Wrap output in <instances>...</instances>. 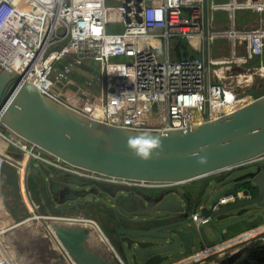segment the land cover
Segmentation results:
<instances>
[{
  "label": "water",
  "instance_id": "1",
  "mask_svg": "<svg viewBox=\"0 0 264 264\" xmlns=\"http://www.w3.org/2000/svg\"><path fill=\"white\" fill-rule=\"evenodd\" d=\"M0 120L75 165L118 179L160 183L132 193L128 188L120 192L116 183H102L100 189L109 197H101L98 203L106 214L114 215L103 237L77 220L42 217L53 229L45 227L56 237L58 252L67 264H163L184 258L197 247L221 244L237 224L264 219V157H260L264 154V93L205 123L132 129L92 117L48 95L0 60ZM140 137L160 141L147 160L138 158L127 146L129 138ZM0 156L19 164L2 152ZM32 160L30 156L25 168L29 200L35 203L28 185L32 172L41 199L54 195L62 212L72 207L64 202L76 200L74 197L58 200L61 188L68 187L60 175L65 172L44 164L32 167ZM220 171L227 172L218 179L193 184ZM214 180L218 187L210 188ZM220 188L224 190L215 194ZM229 193L236 194V199L221 203ZM194 211L211 216L216 238H210L204 225L196 224L191 216Z\"/></svg>",
  "mask_w": 264,
  "mask_h": 264
},
{
  "label": "built area",
  "instance_id": "2",
  "mask_svg": "<svg viewBox=\"0 0 264 264\" xmlns=\"http://www.w3.org/2000/svg\"><path fill=\"white\" fill-rule=\"evenodd\" d=\"M117 1L118 4H110L109 0H0L2 64L19 71L48 95L65 101L63 94L60 96L54 86L65 87L74 83L75 74L83 68L86 59L99 61L105 68V76L101 80V100L86 99L82 107L75 108L100 120L132 129L185 128L189 124L224 117L254 100L255 95L242 89L252 86L253 81H241V71L231 73L228 81L227 76L218 74L212 68L215 80L210 81L202 58L172 56L171 40L175 37L204 39L209 48V43L216 38H229L230 55L220 60L210 58L212 64L233 69L260 57V65H263L264 0ZM115 8L122 13L123 29L118 32L109 30L110 15ZM242 9L256 10L260 17L238 26L236 11ZM218 10L229 13V28H217L215 12ZM147 39H151L150 42ZM154 39L165 41L163 58L152 46ZM240 45L245 52H240ZM118 56L127 59L112 62ZM259 66L253 68V73L264 76L256 70ZM110 67L118 68V71L112 75ZM75 96L73 93L70 98ZM156 109L159 124L148 118V114L156 115ZM11 132L14 131L7 134L0 128V139L17 146L22 156L15 155L17 165L1 157L0 171L3 162L16 167L19 191L25 200L29 199L26 198L25 168L30 156L66 171H74V167H78L15 132L18 137H14ZM3 151L13 158L5 149ZM123 180L143 187L160 185L159 182ZM236 196L234 193L226 194L220 202L227 203L235 200ZM26 203L28 207L25 204V209L30 216L19 220L21 222L40 216L60 217L77 220L91 231L102 232L92 217L83 214H42L36 201H30L35 207L28 200ZM191 216L198 226L211 221V216L200 211H194ZM257 239L264 241V222L221 244L195 250L173 264H220L219 258L209 259L210 256L222 250L223 258L232 245ZM0 255L4 257L0 264H13L1 239Z\"/></svg>",
  "mask_w": 264,
  "mask_h": 264
},
{
  "label": "rangeland",
  "instance_id": "3",
  "mask_svg": "<svg viewBox=\"0 0 264 264\" xmlns=\"http://www.w3.org/2000/svg\"><path fill=\"white\" fill-rule=\"evenodd\" d=\"M109 3L110 4H118V1L117 0H109ZM252 14L253 15L257 14V11L253 10V9H244V10H237L236 11L237 20H238L239 23L244 21V19L249 18L250 16H252ZM216 17H217L218 20H221V21H227L228 20L227 12L223 11V10L217 11L216 12ZM110 18H111L112 21H111V23L109 25V30L112 31V32L122 31V29H123L122 13L118 10V8H115L111 12ZM228 24L231 25V19H230ZM225 25L226 24H224V26ZM150 40L151 39H147L148 42H150ZM173 41H175V43ZM172 42H173V46H175V50H176L177 45L179 44V49L181 50V52L183 50V45L187 46L190 49V51H195L194 52L195 54L203 55L204 52H205L206 41L204 39H203L201 44L198 43V42H195L191 38H182V37H175V38H173ZM227 46L228 45H227V41H225V38H219L217 41H215V43H213V47H212L213 48V56L214 57L229 56L230 55V48L227 47ZM158 50H159L158 51L159 52V56L161 58H163L165 49L162 46V47H159ZM126 59L127 58L125 56H118V57H114L112 59V62L122 61V60H126ZM255 62L257 64H259V62L257 60L253 61L252 63H255ZM252 63H247V65L248 64H252ZM218 65L219 64H213L212 67H216ZM110 68H111L110 71H111L112 75L115 74L118 71V68H114V67H110ZM83 69H84L85 73L87 72L86 75H85V77L87 76V79L83 77L84 80L83 81L80 80V81H82L84 84L89 85L88 87L93 90V93L92 92H88L86 97H89V98H91L92 100H95V101L96 100L100 101L101 100L100 84H101L102 77L105 76V68L102 67L101 62H99V61H96L94 59H86L85 63L83 64ZM90 71H91V76L92 77H88V73H90ZM249 72H253V69H250ZM90 81H92V82H90ZM252 81H253L252 86H249V87L247 86L246 88L243 87L242 89L245 90V91H251L255 87L256 90L259 92V94H263L264 93V76H261V75H259L257 73H255V74L253 73ZM54 88H55V90H57V92H58V94H60V96L62 94H63V98H65V96H66L65 100H67L69 103L74 104V103L79 102L81 104V106H83V103H84L83 102V98H81V97H77V98L67 97L68 94H70L73 91V90H69L67 86L66 87H60V86L55 85ZM157 111L158 110L156 109V115L155 116H152V115L148 114L149 120L151 122H154L155 124H159L158 119H157V115H158ZM0 128L4 132H6L7 134H10L11 130H9V128L7 126H5L4 124H0ZM11 134H13L14 137H16V138L18 137L16 134H14V132H11ZM1 147L3 149H5L7 151V153H10L13 158H17L15 156L17 154H19V156L20 155L22 156L21 150L18 149L17 146H15L13 143H10V142L5 143L2 139H0V148ZM1 151L4 152L3 150H1ZM12 151L17 152V153H14ZM1 162H2V158H1ZM42 163H43V161H41L39 158L34 157L33 160H32V167H40ZM7 164H9V163L8 162H4V167H5L6 173H8V171H9L6 168ZM46 166L47 167L48 166L49 167L50 166L54 167L53 165H50V164H46ZM224 173H226V171H221L219 173H216L215 175H220V174H224ZM216 183H219V182L217 180H214L209 185V187L210 188L218 187ZM28 185H29L32 197L37 202L40 203L41 196H40L39 187H38L39 186V182L37 181V178L35 177V175L32 172H31V174L28 177ZM223 190H224L223 188H220V189H218L216 191L215 194H219ZM14 192H15V194L18 195L19 199H16V200L14 199L13 203H9L8 202L10 204L11 208L17 209L19 207H23V209H25L26 208L25 204L27 205L26 200H25V196L19 191L18 187H17V191H16V188H15ZM2 193H3V196L6 197L5 191H2ZM0 195H1V193H0ZM7 198H8V196H7ZM27 207H28V205H27ZM86 210H87L86 215H88L89 217H92L95 220H97L98 222H100V224H102L103 228H105V230H107V224H108L109 219H107L106 217H105V219H102L101 218L102 216H100V213L97 211V209L96 208H92V206L86 207ZM11 212L16 214L15 216H14V214H12L14 216V219H19V217H21V216H19L17 214L18 210H14L13 211V209H11ZM40 212L45 214L46 211L44 209V205L41 206V211ZM27 215L30 216V214H28V211L26 210L25 217ZM41 218H42V216L38 217L37 220L39 219V221H41L40 220ZM0 219H1V217H0ZM30 221H33V220H30ZM261 222L262 221L259 220L256 223H261ZM12 224H13V222H12ZM203 225L205 226L210 238H212V239L216 238V235H215V233H214V231L212 230V227H211L212 226V221H210L208 223H205ZM4 227L5 226L0 227V230H2ZM16 228L17 227H12V225H9V226L6 227L5 233H8L9 231H12V230H14ZM5 233H3V234H5ZM92 233H95V231H92ZM51 240H50V242L52 244V248L48 251V255H47L46 261L49 262L50 264H54V263H52L51 260H53V258L56 256V253H58V247H57V244L54 241H51ZM247 242H249V241H242V242H239V243H236V244L232 245L227 250L229 253L228 252L227 253L228 254H232V253H230L231 251H233L234 249H237L242 244L247 243ZM36 247H37L36 249L38 250V249L42 248V245L41 244H37ZM197 248H199V247H197ZM35 251L36 250H34V254L33 255H35L36 253L39 254L38 251H36V252ZM228 254H226V255H228ZM226 255H224V257ZM61 256L65 259V257L63 255H61ZM212 256H214V255H212ZM212 256H210V257H212ZM42 257H44V255H42ZM3 258H4L3 255H0V260H2ZM64 259H61V260H64ZM35 260L38 261L37 258ZM178 260H180V259H178ZM59 264H61V263H59Z\"/></svg>",
  "mask_w": 264,
  "mask_h": 264
},
{
  "label": "crops",
  "instance_id": "4",
  "mask_svg": "<svg viewBox=\"0 0 264 264\" xmlns=\"http://www.w3.org/2000/svg\"><path fill=\"white\" fill-rule=\"evenodd\" d=\"M242 10H244V9H242ZM219 11V10H218ZM223 11H225V10H223ZM217 12V11H216ZM216 12H215V21H216V26H217V28H220V29H225V28H229L231 25H229L228 23H229V21H230V17H229V13L227 12V18H228V20L227 21H221V20H218L217 19V17H216ZM260 17V13L257 11V14H252V16H250L249 18H246V19H244V21H242V22H238V20H237V18H236V25H238V26H244L245 24H249L251 21H253V20H256V19H258ZM224 24H226L225 26H224ZM219 38H225V37H218V38H216L214 41H212L211 42V44L209 43V48H207V46H208V43H207V41H206V47H205V52H204V54L203 55H201V54H195L194 52L195 51H189L190 49L187 47V46H184L183 45V50H182V53H183V55L181 56L180 54H179V52H178V50L179 51H181L180 49H179V44L177 45V47H176V50H175V46H173V42L175 43V41H173L172 42V40H171V53H172V56L174 57V58H183V57H186V56H198V57H200V58H202L203 60H204V62H205V65H206V71H207V73L208 74H210V76H209V79H210V81H214L215 80V77L213 76V74H212V68H214L215 70H216V72L218 73V74H220L219 72H218V69L219 68H221V67H223L224 69H223V75H225V76H227V80L229 81L230 80V77H229V75L231 74V73H236V72H238V71H241V73H248L249 71H250V69H253L255 66H259L261 63V59H260V57H254L253 59H251L250 60V62H248V63H252L253 61H258L259 62V64H257L256 62L255 63H252V64H245L244 66H242V67H239V66H234V68L233 69H228V68H225V66H216V67H212V62L210 61V58H213V59H215V60H220V59H224V58H226V57H228V56H223V57H214L213 56V43H215V41H217ZM192 39V38H191ZM195 42H198V43H202V41H203V39H193ZM225 41H227V47H229L230 48V46H231V40L229 39V38H225ZM151 43H152V46L153 47H156V49H157V51H159L158 49H159V47H162L163 46V48H164V46L165 45H163V43L165 44V41L164 40H162V41H160L159 39H154L153 41H151ZM187 50V51H186ZM239 50H240V52L241 53H243V52H245V49H244V47L243 46H239ZM250 68V69H249ZM248 70V71H247ZM84 73V74H83ZM87 73V72H86ZM86 73H85V71H84V69L82 68L78 73H76L75 74V81H74V83H71V84H69L67 87H68V89L69 90H73L70 94H68V96L67 97H70L73 93L74 94H76V96L74 97V98H77V97H81V98H83V102H84V100H86V99H90L91 101H95V100H92L91 98H89V97H86L87 96V93L88 92H92L93 93V90L91 89V88H89L88 86L89 85H87V84H84L82 81L84 80V78H86L87 79V76L85 77V75H86ZM84 77V78H83ZM88 77H92L91 76V71H90V73H88ZM93 79V78H92ZM80 80H82V81H80ZM66 87V86H65ZM75 89V90H74ZM101 84H100V91H101ZM78 92V93H77ZM79 94V95H78ZM65 98H66V96H65ZM64 98V99H65ZM67 103H69L67 100H65ZM70 105H72V106H74V107H82L81 106V104L79 103V102H77V103H74V104H71V103H69ZM0 150H4L2 147L0 148ZM12 152H14V151H12ZM14 153H17V152H14ZM18 155V154H17ZM0 164H1V160H0ZM9 165H11V164H9ZM13 166V165H12ZM15 167V166H14ZM6 168H7V170H9L8 171V173H6V170H5V167H4V162L2 163V166H1V171H0V193H1V195H0V202H2L3 203V206H4V208L2 207L1 209H3V210H0V217H1V219H4L5 220V227L2 229V231H1V233H0V236L1 237H4V240L6 239V240H9V241H7V242H9L10 243V245H12V247H14V249L16 250V251H20V252H22L21 254L22 255H25V256H27V259H28V255L30 254V251L31 250H33V254H34V250H36V251H38L39 252V254H35V255H32L31 257L32 258H30L29 260H27L28 262L31 260V259H34V261L35 262H31V264H44L42 261H38V262H36V258H39V257H42V254L43 255H46L47 254V252H48V249H50V247H51V244H50V242H49V240L52 238V236H50L49 234H47V236H46V230H44V231H42L41 233H38V232H33L32 230H29L28 228H27V223H29L30 222V218L29 219H27L28 221L26 222V225H22V223H20V224H18L16 227V229H14V230H12V231H9L8 233H5V230H6V227L7 226H9V225H12V222L14 223V222H16L15 221V219H14V216L16 215V214H14L13 212H11V209H13V211L14 210H18V212H17V214L19 215V216H21V217H19V220H21V219H23L24 217H25V215H24V213H25V209H23V207H19V208H17V209H14V208H11V206H10V204L9 203H13L14 202V199L16 200V199H19V197H18V195L17 194H15V192H14V190H15V188H16V191H17V187L19 188V184H18V175H17V172H12V170H10L9 168H8V166H6ZM221 172V171H220ZM227 172V171H226ZM216 173H219V172H216ZM216 173H213V174H211V175H207V176H205V177H202V178H198V179H196L194 182H193V184H195V185H199L200 183H205V182H207V181H209V180H212V179H218V178H220V177H222V176H224V174H220V175H215ZM8 189V190H7ZM10 190V191H9ZM2 191H5V193H6V197H4L3 196V193H2ZM12 191V192H11ZM32 195V194H31ZM7 196H8V198H7ZM6 200H5V199ZM26 198H28V195H27V197ZM2 200V201H1ZM21 200V199H20ZM26 200H28V203L30 204V201H29V199H26ZM35 200V199H34ZM36 201V200H35ZM9 202V203H8ZM20 202V201H19ZM37 202V201H36ZM18 203V202H17ZM38 203V202H37ZM8 205V206H7ZM14 205V204H13ZM97 211L100 213V216H102L101 218L102 219H105V213H104V211L103 210H99V209H97ZM12 214H14V216L12 215ZM43 214V213H42ZM80 214H83V213H80ZM102 214V215H101ZM66 215H70V214H66ZM84 215V214H83ZM12 217V218H11ZM104 217V218H103ZM13 219V220H12ZM26 221V220H25ZM24 221V222H25ZM97 221V220H96ZM97 223L100 225V227H101V229H102V232L101 231H96V232H98V233H101L100 235L103 237L105 234H103V231L104 232H106V230H105V228H103V226H102V224H100V222H98L97 221ZM94 230H96V229H92V231H94ZM91 231V232H92ZM3 233H5V234H3ZM237 235V234H236ZM235 235V236H236ZM235 236H232V237H228V239H230V238H233V237H235ZM40 238L41 239V241H43V243H46V245H43L42 243H40V242H37L36 241V239L35 238ZM46 238H48V241L46 240ZM37 244H41L42 245V248L41 249H36L37 247H36V245ZM201 248H203V246H200L199 248H197L196 250H198V249H201ZM114 250V249H113ZM35 251V252H36ZM42 251V252H41ZM116 252V251H115ZM218 252H219V254H215L214 256L215 257H217V258H219V260H220V264H221V259H222V254H221V252H223L222 250H218ZM228 252V251H227ZM22 255H20V256H22ZM34 256V257H33ZM117 256H119L118 254H117ZM214 256H212V257H214ZM119 257H121V256H119ZM212 257H210L209 259H211ZM184 258H186V257H184ZM184 258H181L180 260H183ZM54 259V263H56L57 261L59 262L61 259H64L62 256H61V254L58 252V253H56V256L53 258ZM122 261H123V259L122 258H120ZM65 260V259H64ZM180 260H172V261H167V262H164L163 264H173V263H175V262H177V261H180ZM26 261V260H25ZM26 261V262H27ZM67 261V260H66ZM68 263V262H67ZM125 263V262H124ZM57 264V263H56ZM187 264H192V263H187Z\"/></svg>",
  "mask_w": 264,
  "mask_h": 264
},
{
  "label": "flooded vegetation",
  "instance_id": "5",
  "mask_svg": "<svg viewBox=\"0 0 264 264\" xmlns=\"http://www.w3.org/2000/svg\"><path fill=\"white\" fill-rule=\"evenodd\" d=\"M260 157L263 158L264 155H262ZM42 164H44V163H42ZM44 165H46V164H44ZM50 168L57 169L58 172L59 171L65 172V173L60 172V175L65 182L68 181L65 184L68 187L64 188V186H63L61 188V195L58 198V200L60 201V199L67 198V197H74L76 200L65 201L64 204L72 205V207H70V208L65 207L64 208L65 211L62 212L61 210L57 209L61 203L54 200V195H53V197H48L45 195L44 197H42L40 203L38 202L39 203V211H41V206L44 205V209L46 211L45 214L78 215L80 213H83L84 215H86V213H87L86 207H88V206H92V208H96V209L100 210L101 207L98 203V200H100L101 197L104 196V194L102 193V191L100 189V186L102 185V183H105V182L106 183H114V184L116 183V184L120 185V192L125 191V188H128L131 193L136 192V191L148 190L147 187L145 188L139 184L126 183L123 179H118V178H115V177H112L109 175H105V174H102V173H99L97 171H93V170H90V169H87V168H84L81 166L74 167V171H66L64 169H60V168H57L55 166L54 167L50 166ZM80 195H82V196H80ZM104 197L108 198L109 196H104ZM74 201H77V203L73 204ZM2 207L4 208L3 203L0 202V210H3V209H1ZM101 210H103V209H101ZM86 216H88V215H86ZM110 216L114 217V215L111 214L110 212H108L107 214L105 213V217L109 220H111ZM47 255H48V252L46 255H44V257L41 258V260L44 263L50 264L49 262L46 261ZM51 261L55 262L54 260H51ZM56 263L57 264H59V263L67 264V261L66 260H60L59 262L57 261ZM56 263H54V264H56Z\"/></svg>",
  "mask_w": 264,
  "mask_h": 264
},
{
  "label": "trees",
  "instance_id": "6",
  "mask_svg": "<svg viewBox=\"0 0 264 264\" xmlns=\"http://www.w3.org/2000/svg\"><path fill=\"white\" fill-rule=\"evenodd\" d=\"M178 52L181 56L183 55L181 51L178 50ZM248 92L252 93L255 96L260 95L255 87L254 89ZM6 166H8V168L12 170V172H16V167L9 164H7ZM15 221H19V219H15ZM261 221L264 222V219H262ZM259 224L260 223L256 222H245L244 224H237L236 226H234V228H232V231L230 235H228V237L235 236L236 234H239ZM221 262V264H264V241L257 239L248 242L238 251L226 255L221 260Z\"/></svg>",
  "mask_w": 264,
  "mask_h": 264
},
{
  "label": "bare ground",
  "instance_id": "7",
  "mask_svg": "<svg viewBox=\"0 0 264 264\" xmlns=\"http://www.w3.org/2000/svg\"><path fill=\"white\" fill-rule=\"evenodd\" d=\"M223 67H221V68H219L218 69V72L220 73V74H223L222 72H223ZM256 70L259 72V73H261V74H263L264 75V64L263 65H260L259 67H257L256 68ZM240 79H241V81H251L252 79H253V72H246L245 74L244 73H242L241 75H240ZM0 152H2L1 150H0ZM3 153V152H2ZM0 159H1V156H0ZM26 195H28L27 193H26ZM30 205H32V206H34L35 207V205L34 204H30ZM38 218V217H37ZM37 218H30L29 220H33V221H30L29 223H27V228L29 229V230H32L33 232H38V233H41L42 231H44L45 230V227H47V228H50L51 230H53L51 227H50V225H48V223L47 222H43L42 221V219H40L41 221H39V219L37 220ZM28 220H26L25 222H23L22 223V225H26V222H27ZM4 224H5V220L4 219H0V227H3L4 226ZM2 230H0V232H1ZM95 231V233L97 234V230H94ZM47 234H49V233H46V236H47ZM50 235V234H49ZM50 236H52V240H54V242L56 243L57 242V239H56V237H54V234L52 235H50ZM0 239L3 241V244H4V246H5V248H6V251H8V253L11 255V257H12V261H13V264H31V262H35L34 261V259H31L29 262L27 261V260H29L30 258H32L31 256L33 255V250H31L30 251V254L28 255V259H27V256H25V255H22L21 253L22 252H20V251H16L15 249H14V247H12V245H10V243L9 242H7V241H9V240H4V237H1L0 236ZM36 239V241L37 242H40V243H42L43 245H46V243H43V241H41V239L40 238H35ZM95 239L97 240H100V238H99V236L98 235H95ZM46 240L48 241V238H46ZM51 244V243H50ZM57 244V243H56ZM42 252V251H41ZM20 255H22V256H20ZM43 255V254H42ZM34 257V256H33ZM41 258L42 257H39V258H37V260L38 261H42L41 260ZM22 259V260H21ZM25 260L27 261V262H25ZM38 261H36V262H38ZM43 262V261H42ZM44 263V262H43ZM44 264H47V263H44Z\"/></svg>",
  "mask_w": 264,
  "mask_h": 264
},
{
  "label": "clouds",
  "instance_id": "8",
  "mask_svg": "<svg viewBox=\"0 0 264 264\" xmlns=\"http://www.w3.org/2000/svg\"><path fill=\"white\" fill-rule=\"evenodd\" d=\"M127 146L138 158L147 160L151 158L152 151L160 147V141L155 138H129Z\"/></svg>",
  "mask_w": 264,
  "mask_h": 264
}]
</instances>
